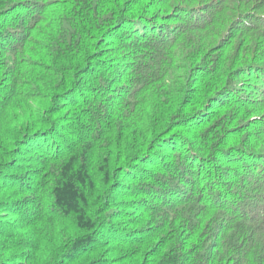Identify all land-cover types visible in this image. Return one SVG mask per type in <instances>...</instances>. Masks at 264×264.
I'll return each mask as SVG.
<instances>
[{"label":"trees","instance_id":"16d2710c","mask_svg":"<svg viewBox=\"0 0 264 264\" xmlns=\"http://www.w3.org/2000/svg\"><path fill=\"white\" fill-rule=\"evenodd\" d=\"M0 264H264V0H0Z\"/></svg>","mask_w":264,"mask_h":264}]
</instances>
